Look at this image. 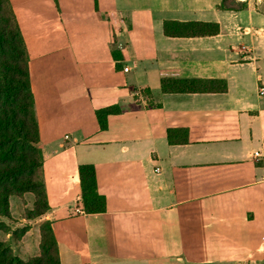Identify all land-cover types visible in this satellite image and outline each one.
I'll list each match as a JSON object with an SVG mask.
<instances>
[{
    "label": "crops",
    "instance_id": "crops-1",
    "mask_svg": "<svg viewBox=\"0 0 264 264\" xmlns=\"http://www.w3.org/2000/svg\"><path fill=\"white\" fill-rule=\"evenodd\" d=\"M223 1L10 0L44 157L39 221L60 264H264V2ZM166 21L220 33L168 37ZM163 79L224 80L227 91L171 94ZM113 106L101 130L96 112ZM82 165L96 169L103 213L84 212ZM39 245L25 243L28 257Z\"/></svg>",
    "mask_w": 264,
    "mask_h": 264
},
{
    "label": "trees",
    "instance_id": "trees-1",
    "mask_svg": "<svg viewBox=\"0 0 264 264\" xmlns=\"http://www.w3.org/2000/svg\"><path fill=\"white\" fill-rule=\"evenodd\" d=\"M222 9L238 10L224 0ZM116 25L117 16L109 14ZM168 37H204L220 33V25L209 22L166 21ZM116 61L126 60V52H113ZM119 67V66H118ZM31 63L28 48L10 0H0V219L11 220V199L25 204L33 200V210L24 219H41L50 210L44 182V157L40 149V130L32 89ZM166 93H223L224 80L163 79ZM118 106L100 109L96 116L101 130L108 128V117L119 114ZM187 133L185 131H181ZM171 132L169 136L171 137ZM82 204L86 214L106 211V199L98 193L96 169L79 167ZM40 235V254L28 259L20 257L8 241L0 240V264H60L58 244L52 226L47 222ZM13 237L16 248L22 241L15 239L12 229L0 230Z\"/></svg>",
    "mask_w": 264,
    "mask_h": 264
},
{
    "label": "rangeland",
    "instance_id": "rangeland-1",
    "mask_svg": "<svg viewBox=\"0 0 264 264\" xmlns=\"http://www.w3.org/2000/svg\"><path fill=\"white\" fill-rule=\"evenodd\" d=\"M264 2V0H260ZM33 200L29 197L26 198L25 204L17 203V199L11 200V220L0 219V230H5L8 227V230L12 229L15 234V239L17 241H22V248L19 250L15 247L13 243L12 236H3L0 233V240H8L10 246L16 251V253L23 259H28V253L26 252L27 247L25 243H28L30 247H36L38 240H40V235L44 231L43 226L47 221L40 222L39 219L33 221H27L24 219L25 215H29L33 210ZM31 248L29 251H32ZM36 249V248H35ZM36 254V253H35ZM248 263L256 262L257 253L255 250L248 251Z\"/></svg>",
    "mask_w": 264,
    "mask_h": 264
},
{
    "label": "built area",
    "instance_id": "built-area-1",
    "mask_svg": "<svg viewBox=\"0 0 264 264\" xmlns=\"http://www.w3.org/2000/svg\"><path fill=\"white\" fill-rule=\"evenodd\" d=\"M124 70H125V71H128L127 68H125ZM262 93H264V89H262ZM255 156L259 157V156H260V153H256ZM258 252H259V254H260L261 257H262V260L264 261V237H263L262 240H261V243H260V246H259Z\"/></svg>",
    "mask_w": 264,
    "mask_h": 264
}]
</instances>
